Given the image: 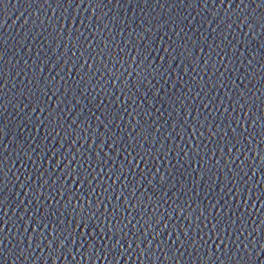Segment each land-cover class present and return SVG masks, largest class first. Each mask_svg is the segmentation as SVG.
Masks as SVG:
<instances>
[{
  "label": "water",
  "instance_id": "95a60500",
  "mask_svg": "<svg viewBox=\"0 0 264 264\" xmlns=\"http://www.w3.org/2000/svg\"><path fill=\"white\" fill-rule=\"evenodd\" d=\"M260 3L3 0L0 264H264Z\"/></svg>",
  "mask_w": 264,
  "mask_h": 264
},
{
  "label": "snow or ice",
  "instance_id": "6c2138e0",
  "mask_svg": "<svg viewBox=\"0 0 264 264\" xmlns=\"http://www.w3.org/2000/svg\"><path fill=\"white\" fill-rule=\"evenodd\" d=\"M0 4H3V0H0ZM95 7H101V4L96 3ZM239 7V5L237 6ZM258 7H264V0H261V3L258 5ZM113 83H115V81H113ZM51 97H49L50 99ZM41 111H43V109H41ZM245 115L247 116V113H245ZM53 120L56 119L55 116L52 117ZM111 147V145H109ZM57 163H59V161H57ZM161 180H163V178L161 177ZM88 183H91V181H88ZM113 183H115V181H113ZM89 196H91V193L89 194ZM4 203V200L0 199V204ZM100 201H97V206H99ZM192 243H195V240L192 241Z\"/></svg>",
  "mask_w": 264,
  "mask_h": 264
},
{
  "label": "clouds",
  "instance_id": "9594fccd",
  "mask_svg": "<svg viewBox=\"0 0 264 264\" xmlns=\"http://www.w3.org/2000/svg\"><path fill=\"white\" fill-rule=\"evenodd\" d=\"M161 177L163 178V175H161ZM61 244H63V241H60Z\"/></svg>",
  "mask_w": 264,
  "mask_h": 264
}]
</instances>
